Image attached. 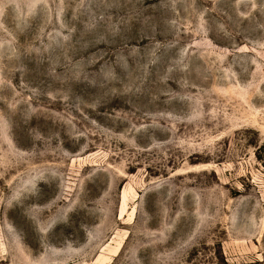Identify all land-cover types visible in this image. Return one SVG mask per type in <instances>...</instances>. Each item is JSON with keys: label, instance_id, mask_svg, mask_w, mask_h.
Returning a JSON list of instances; mask_svg holds the SVG:
<instances>
[{"label": "rangeland", "instance_id": "1", "mask_svg": "<svg viewBox=\"0 0 264 264\" xmlns=\"http://www.w3.org/2000/svg\"><path fill=\"white\" fill-rule=\"evenodd\" d=\"M0 264H264V0H0Z\"/></svg>", "mask_w": 264, "mask_h": 264}]
</instances>
